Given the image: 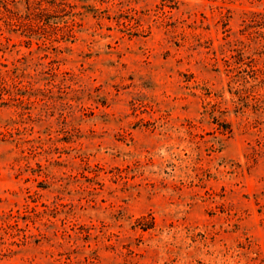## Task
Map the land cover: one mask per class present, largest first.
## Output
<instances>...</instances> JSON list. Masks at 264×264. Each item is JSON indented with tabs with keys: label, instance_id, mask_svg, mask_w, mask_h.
<instances>
[{
	"label": "rangeland",
	"instance_id": "obj_1",
	"mask_svg": "<svg viewBox=\"0 0 264 264\" xmlns=\"http://www.w3.org/2000/svg\"><path fill=\"white\" fill-rule=\"evenodd\" d=\"M15 1L0 264H264V0Z\"/></svg>",
	"mask_w": 264,
	"mask_h": 264
},
{
	"label": "trees",
	"instance_id": "obj_2",
	"mask_svg": "<svg viewBox=\"0 0 264 264\" xmlns=\"http://www.w3.org/2000/svg\"><path fill=\"white\" fill-rule=\"evenodd\" d=\"M53 1V2H52ZM27 1L26 0H23V1H21V0H16L15 1V3H14V6L18 9V10H24V8L27 6V9H29L28 8V2L26 3ZM40 2V3H39ZM41 3H47L49 6L50 5H52V7H55V8H58V7H61L62 6V3H60L59 5H57L56 4V2H55V0H42V1H38V3L37 4H40L41 6L43 5V4H41ZM23 6V7H22ZM25 6V7H24ZM39 10V12H47L48 11V9L47 8H45V9H41V8H39L38 9ZM43 21H45V18H43L42 19ZM55 23H57V22H55Z\"/></svg>",
	"mask_w": 264,
	"mask_h": 264
}]
</instances>
